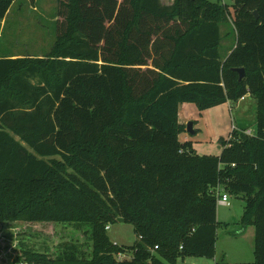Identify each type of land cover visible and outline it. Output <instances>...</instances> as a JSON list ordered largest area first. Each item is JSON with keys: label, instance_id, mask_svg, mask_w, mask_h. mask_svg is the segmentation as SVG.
<instances>
[{"label": "trees", "instance_id": "1", "mask_svg": "<svg viewBox=\"0 0 264 264\" xmlns=\"http://www.w3.org/2000/svg\"><path fill=\"white\" fill-rule=\"evenodd\" d=\"M16 0H0V20ZM58 0L56 39L38 55H0V225L85 229L55 255L21 247L24 264H178L216 257L223 183L244 198L264 264V0ZM258 12V17L255 15ZM236 44L224 58L221 25ZM236 68H244L240 79ZM248 94L257 129H233L218 155L179 135L183 103L200 110ZM134 225L131 259L108 226ZM8 260L0 253V262Z\"/></svg>", "mask_w": 264, "mask_h": 264}, {"label": "rangeland", "instance_id": "2", "mask_svg": "<svg viewBox=\"0 0 264 264\" xmlns=\"http://www.w3.org/2000/svg\"><path fill=\"white\" fill-rule=\"evenodd\" d=\"M211 1L228 4L234 12V0ZM57 9L58 0H16L6 17L0 20V55L42 56L48 53L56 39V23L60 19ZM223 28L229 32H224L221 43V53L226 56L228 49L236 44V35L232 21L224 23ZM224 103L208 110H200L194 103L196 113L182 115L186 125L190 121L195 122L194 129L198 132L190 135L201 152L199 154H220L222 140L229 138L234 127L251 129L253 133L257 129V100L253 95L248 94L238 102H233L232 107ZM210 111L212 114L215 112L213 116L206 115ZM229 199L230 205L218 202L220 225L216 257L187 255L178 264H215L223 254L230 263L254 261L255 225L245 227L242 222L246 200L231 194ZM108 236L113 243L127 247L125 254L128 258L133 257L132 246L138 236L132 223L123 220L111 223ZM88 237L84 228L78 230L70 224L23 221L4 223L0 225V253L8 260L0 264H24L14 260V257L21 254V247L48 250L49 254L55 255L62 243L75 241L85 251H90L91 241Z\"/></svg>", "mask_w": 264, "mask_h": 264}, {"label": "crops", "instance_id": "3", "mask_svg": "<svg viewBox=\"0 0 264 264\" xmlns=\"http://www.w3.org/2000/svg\"><path fill=\"white\" fill-rule=\"evenodd\" d=\"M165 4H172L173 2H174V0H162ZM221 28H222V40H223V38H224V32L227 34V33H229L228 32V30L226 29V28H223V24L221 25ZM236 35V34H235ZM226 38V37H225ZM222 43V42H221ZM234 46H235V44H234ZM234 46H232V47H230L229 49H228V53H227V55L232 51V49H233V47ZM226 55V56H227ZM223 56V55H222ZM226 56H223L224 58L226 57ZM227 104H231V102L230 101H228V102H226ZM192 104H194V103H183L182 105H181V107H180V112H179V121L181 122V123H184L185 124V122H184V120H182V115H183V113H189V114H195L196 113V107H195V104L194 105H192ZM223 104H225V103H223ZM231 107H232V104H231ZM208 110V109H207ZM188 111H190V112H188ZM209 112V111H208ZM212 111H210V113H206V115H208V114H212L211 113ZM215 112H213V114H214ZM213 114H212V116H213ZM194 128H195V122H194ZM198 132V130H196L195 129V133H193V134H196ZM190 134H192V133H189L187 130L186 131H184V132H182L180 135H179V139L181 140V141H192L193 142V138H192V135H190ZM193 145H194V147L196 148V150H197V152H199V153H201L199 150H198V148L196 147V145L194 144V142H193Z\"/></svg>", "mask_w": 264, "mask_h": 264}, {"label": "built area", "instance_id": "4", "mask_svg": "<svg viewBox=\"0 0 264 264\" xmlns=\"http://www.w3.org/2000/svg\"><path fill=\"white\" fill-rule=\"evenodd\" d=\"M244 98V97H243ZM242 98V99H243ZM234 129H237L236 127H234ZM245 133L251 135L253 134V131L251 129H247L245 131ZM213 191L215 192V194L217 195L218 197V201L224 205H230L231 202H230V199H229V192L226 190L225 188V185L223 183H218L214 188H213ZM109 228V226L107 227ZM116 258L118 260H125V259H131V258H128V256L125 254V252H120L116 255Z\"/></svg>", "mask_w": 264, "mask_h": 264}, {"label": "water", "instance_id": "5", "mask_svg": "<svg viewBox=\"0 0 264 264\" xmlns=\"http://www.w3.org/2000/svg\"><path fill=\"white\" fill-rule=\"evenodd\" d=\"M256 17H258V12L255 11L254 12ZM236 70L239 72V75H240V79H243L244 76H245V69L244 68H236ZM186 130L189 132V133H195V129H194V122L193 121H190L188 124H187V127H186Z\"/></svg>", "mask_w": 264, "mask_h": 264}]
</instances>
